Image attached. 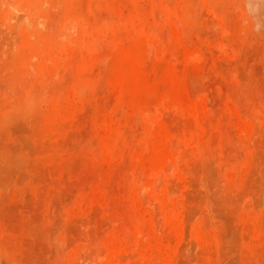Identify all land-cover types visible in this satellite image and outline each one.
<instances>
[{
  "label": "rangeland",
  "instance_id": "obj_1",
  "mask_svg": "<svg viewBox=\"0 0 264 264\" xmlns=\"http://www.w3.org/2000/svg\"><path fill=\"white\" fill-rule=\"evenodd\" d=\"M0 264H264V0H0Z\"/></svg>",
  "mask_w": 264,
  "mask_h": 264
}]
</instances>
